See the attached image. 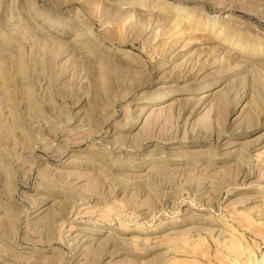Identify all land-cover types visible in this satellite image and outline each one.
Listing matches in <instances>:
<instances>
[{
    "label": "rangeland",
    "instance_id": "374dc122",
    "mask_svg": "<svg viewBox=\"0 0 264 264\" xmlns=\"http://www.w3.org/2000/svg\"><path fill=\"white\" fill-rule=\"evenodd\" d=\"M65 263L264 264V0H0V264Z\"/></svg>",
    "mask_w": 264,
    "mask_h": 264
},
{
    "label": "bare ground",
    "instance_id": "6f19581e",
    "mask_svg": "<svg viewBox=\"0 0 264 264\" xmlns=\"http://www.w3.org/2000/svg\"><path fill=\"white\" fill-rule=\"evenodd\" d=\"M223 89V87L222 88H220V89H218V91H220V90H222ZM218 91H216V92H218ZM66 264V263H65Z\"/></svg>",
    "mask_w": 264,
    "mask_h": 264
}]
</instances>
